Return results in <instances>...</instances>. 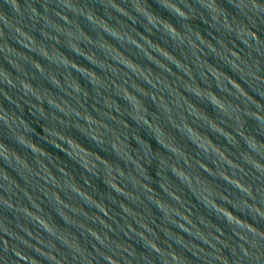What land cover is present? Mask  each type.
I'll return each mask as SVG.
<instances>
[{"label":"clouds","instance_id":"obj_1","mask_svg":"<svg viewBox=\"0 0 264 264\" xmlns=\"http://www.w3.org/2000/svg\"><path fill=\"white\" fill-rule=\"evenodd\" d=\"M8 3L16 15L10 16L3 9H0V53H3L9 64L15 68L16 74L0 65L2 66L0 67V95L20 106V101L11 96L9 91L2 86L6 84L10 88H19L25 96H33L41 102L46 100L52 109L51 112L43 108V103L32 105L35 113H38L47 121L42 126L45 139L58 147L64 145V147H60L61 150L73 159L78 160L89 172L99 174L97 170H102L105 182L114 191L123 194L128 201H131V204L126 203L127 206H125V203L120 201V215L124 220V225L116 222L117 227L114 228L109 221H115V217L109 211V208L107 207V211H105L96 202L99 201L104 204L103 200L95 198L94 201L85 196L77 187L76 182L78 181L72 174L62 164L57 163L51 153L33 141L30 135L31 126L23 116L14 110L5 108L0 103V124L10 130V135L17 144L30 149L33 154V158L29 159L26 154H21L0 139V160L8 166L6 168L3 164H0V206L14 210V214L17 216L15 223H13L6 216L0 215V264H41V261L36 259L35 256L28 254L27 250L29 249L44 257L49 264H98L100 260L104 261V264H152V254L158 256L161 264H192V261L184 255L182 250L178 251L173 246L172 241H175L181 249L190 250L193 255L203 261V264H264V227H260V223L264 222V140L247 131L245 127V117L253 118L257 123V129L264 134V103H260L264 102V0H232L234 12H230L223 7L220 0H160V4L164 9L184 21L193 19L198 14L202 20L211 23L218 31L226 32L230 37H235L231 41L232 47H229L227 43L218 38L219 53L215 47L205 44L198 29H194L187 23H184L182 28H177L169 20L152 12L147 0H131L133 10L146 21L145 28L147 31L151 32L153 28L162 31L173 42L174 48L180 49L182 57L164 47L174 54V56H169L153 44L145 41L148 48L157 54L156 56H160L167 64L174 65L178 72L183 73L185 80L179 79L167 67L151 59L139 44L129 39L128 33L131 30H125V27L119 22L117 25L110 24L103 17L96 15L81 0H47L42 4L43 12L37 9L29 0H8ZM107 3L121 15L128 16L133 21L136 20V17L132 16L128 9L121 7L117 0H107ZM52 4L56 6L50 7ZM205 12L211 18L210 20L204 15ZM25 15L33 21H40L42 25L40 31L50 42H63L73 53L84 56L101 72L84 65L78 67L77 65L81 64L62 52L56 47V44L49 43L46 45L43 40H37L21 25L19 18ZM76 16H85L96 27L98 31L95 38L80 26L75 19ZM5 29L8 31L6 32ZM12 33H15L12 38L17 43L44 57L49 62V67H45L36 59L34 61L27 54L21 55L22 51L9 43L8 37ZM103 33H107L113 39L119 41L122 47L126 48L127 44L135 45L140 52L161 69L160 72H167L176 77L175 80H172L173 86L169 87L167 81L161 80L159 76H154L151 72H149V76H152L151 80L143 74L137 73L130 64L125 63L120 58L118 53L107 46L105 41L110 43L111 41ZM135 36L143 40V36H140L139 32H136ZM61 37H63V41H61ZM193 40L199 47L192 43ZM236 40L244 45L239 51L237 50L239 46L236 45ZM185 46L188 51L184 50ZM115 47L133 60L121 48L116 45ZM205 48L223 60L233 72L239 75L240 79L237 80L223 71L236 83L225 78L223 82L226 87H221L220 80L207 67V64L210 63L205 58L207 55ZM93 49H100L102 55L97 54ZM245 50H247L246 54H242L245 53ZM176 57L184 63H178ZM201 57L204 59L201 60ZM204 61H207V64ZM28 63H31L41 75L46 76L64 95L53 94L50 90L33 85L31 80L27 78L30 73L26 71L25 65ZM185 65H191V69L185 67ZM72 70L79 72L86 78L97 97L102 95L101 89L111 88L116 95L126 99L130 106L126 111L138 123L146 125L158 143L172 153V156L169 157L159 153L156 154L160 162L158 170V175L161 177L160 187L167 195L168 200L180 206H183L184 203L172 195V191L178 189L174 188L171 181L168 180L167 171L170 169L180 181V184L187 187L205 208L213 211L218 217L226 221L231 228L230 237L225 238L223 228L212 223L210 219V223L206 222L199 215L196 223L204 230L202 233L199 230H193L191 224L185 228L177 223V221L183 220L178 212L167 209L158 203V199L162 200L164 198L160 197L158 192L152 191L153 188L148 182L151 177L141 162L142 159L150 160V146L140 136L137 139V135L134 133L133 138L137 141L138 148L132 149L128 143V134L118 127L122 125L126 130L129 127L128 124H122L119 120L113 119L111 115V113L121 111L120 105L117 102L113 103L115 100L111 95L103 96V108H96L93 104L97 113L95 116L89 113L85 107V101L90 96L89 89L72 75ZM197 75L207 87L201 86V83L197 80ZM133 77L147 82L154 91L147 93L142 91L132 83ZM153 80L155 83H153ZM213 81L216 87L220 89L221 94L218 95L212 90ZM241 81H243V84ZM245 84L248 85V88L244 87ZM121 85L128 88L130 86L138 97L150 96L156 102L161 115L153 116L151 112L146 110L144 116L148 119H140L138 116L133 115L134 112H138L140 109L131 101ZM175 87H182L192 96L207 101L214 106L218 115L214 117L204 109L206 116L198 114L192 106L202 108L192 100L191 103H188L178 93L174 94ZM197 88L200 90H197ZM248 89H251V92ZM207 90L214 92L217 97L225 98L224 101L219 102L203 94ZM151 92L166 96L167 101L157 102ZM223 93L228 95H223ZM252 93H256V95ZM257 96L260 99H257ZM95 99L96 97H93V100ZM128 109H131V111ZM106 118L115 121L117 126H106ZM162 119L166 120L184 137L195 144L200 150L199 156L203 155L205 160L211 159L213 164L216 165L212 169L218 170L219 168L216 161L212 159L213 156H216L221 163L227 164L233 179H229L219 171L210 170L196 161L190 163L189 159L182 153L177 152L161 140L160 136L165 133L160 128H154L149 120H158L162 124ZM173 119L175 123H173ZM229 122L231 123L229 124ZM197 123L207 126L215 134L224 136L230 144L236 145L238 148L242 139L244 148L239 153V160L243 163L232 164L225 161L215 150L209 152V149L199 144L191 134V128L201 132L200 128L195 126ZM225 124H229L232 135H228L214 126ZM69 125L79 128L101 145L110 143L117 156L130 162L134 167V171L125 173L118 165H113L109 169L104 160H97L96 156L90 157V159L96 160V165H86L78 154L66 150L72 149L70 138L74 139L72 136L65 134L64 128ZM188 125L191 127H186ZM223 128L225 127L223 126ZM121 148L123 151H121ZM229 155L235 154L229 153ZM98 161L99 163H97ZM173 165L182 166L186 169L191 176V180L188 176L179 175ZM194 165L195 168L202 169L209 176L222 178L235 191L216 190L197 177ZM8 168H11L20 176L24 180V184H21L16 176L8 171ZM53 168L56 169L55 172ZM110 175L127 191H121L120 188L113 187L106 178ZM162 180L169 187H165V184L161 183ZM85 182L88 183L87 180ZM128 184H131L132 190H129ZM146 185L150 187H146ZM83 189L85 190L84 187ZM58 190L64 191L70 199L61 197ZM37 191L42 192L48 198V201L53 203L56 212L63 218L66 225L75 226L86 234L84 242L69 228H62L57 225L50 215L45 213L39 202L41 197L36 195ZM92 196L94 195L92 194ZM78 201H83V204L92 206L98 211L91 213ZM146 201L155 204L163 213L164 220L169 224L176 225L183 232H187L190 236L208 245V247L205 248L203 244L192 243V240H186L183 235H177V232L174 231L170 232L169 228L164 225H159L164 237L157 236V232L154 233L151 228L147 227V224H150L151 217L145 216L144 213L137 210L140 205L146 206ZM213 201L225 206L228 212H221ZM132 204L137 205V207H132ZM227 205H231V207ZM233 209L237 211H233ZM237 212L244 215H238ZM100 213L103 215H100ZM248 215H251L256 223L246 219L245 217ZM38 217H43L48 223L42 222ZM81 217L84 219H81ZM104 217H108V220H105ZM129 218L134 220L139 228L132 227ZM85 220H90L91 224L85 223ZM141 220H145L147 224L141 223ZM152 223H155V221L153 220ZM185 223L188 222L185 221ZM32 225L36 226L35 230ZM49 225H52V227H49ZM95 225L101 227L97 228ZM201 225H203V228ZM39 229H43L48 234L47 238L43 236ZM117 229L124 232L125 236L134 235L142 241L143 247L148 250L147 254L137 252L132 244L109 235L110 232L114 233ZM137 229L142 230L147 235H141V231ZM87 236H90L95 243L87 240ZM33 241H36V243H33ZM56 241H59L67 251H63ZM88 244H91V248L88 247ZM163 245H167V247ZM224 248L229 249V254L224 252Z\"/></svg>","mask_w":264,"mask_h":264},{"label":"water","instance_id":"obj_2","mask_svg":"<svg viewBox=\"0 0 264 264\" xmlns=\"http://www.w3.org/2000/svg\"><path fill=\"white\" fill-rule=\"evenodd\" d=\"M30 3H33L37 9H39L41 12H43L42 4L47 2V0H29ZM82 3L87 4L96 15L103 17L106 21H108L112 25H117L118 22L125 27V30H131L128 33V38L133 40L135 43L139 44L141 48H143L146 52V54L156 61L157 63L164 65L169 69L170 72H172L175 76L179 77L181 80H185L186 78L183 76V73L178 72V69L175 68V66L167 64L163 59L160 58V56H156V53H153L149 48L148 44L145 43L147 41L148 43L153 44L155 47H157L161 52L165 53L169 56H174L172 52L173 51L177 56L182 57V53L179 48H174L173 42L167 38L162 31H159L155 28L152 29L151 32H148L145 28L146 21L143 17H141L138 13H136L132 6H131V0H117V3L121 4V7H124L128 9L132 16L136 17V20L133 21L128 16L121 15L119 12H116L115 9L111 8L107 0H81ZM223 7H225L228 11L234 12L235 9L232 4V0H220ZM148 5L150 6V10L157 15L162 16L163 18L169 20L172 24L176 25L177 28H182L184 23H187L191 25L194 29H198L201 33V39L204 40L205 44L210 47H215L217 49V52L219 53V45L217 44V39H222L225 43L228 44L229 47H232L231 41L235 39V37H230L228 33L218 31L216 27H214L211 23L205 22L200 18V16L197 14L195 18L189 19L187 21L182 20L181 18H178L168 12V10L164 9L161 4L160 0H147ZM56 5L52 4L50 7H55ZM0 9H3L5 13H7L10 16H15L16 14L11 9V6L8 3V0H0ZM71 15V13H69ZM206 17H208L207 12L204 13ZM21 25L25 28V30L29 31L37 40H43L44 43L47 45L49 43L56 44V47L59 48L62 52L67 54L69 57H72L76 60L78 64V67H83L82 65L94 68L95 71L101 72V70L96 67L95 65L91 64L84 56L82 55H76L72 52L71 49L65 46L63 42L56 43L55 41H49L47 37L43 36L40 29L42 27L40 21H33L31 20L27 15L20 17ZM75 19L80 24V26L92 37L97 36V29L96 27L85 17V16H76ZM210 20L211 18L208 17ZM62 23V21H61ZM7 32L8 30L5 29ZM51 31V29H49ZM117 31H119L117 29ZM133 32V33H132ZM136 32H139L140 36H143V40H140L135 36ZM15 33H12L9 37V43L12 44L14 47L20 49L21 55H28L32 57V59L35 61L38 60L41 64H43L45 67H49V62L42 56H40L38 53L34 51H30L27 48H24L22 45L16 42L15 39L12 38ZM103 35L111 41L114 45H112L110 42L105 41L107 46L111 47L115 53H118L120 58L124 60L125 63L130 64L133 69L136 70L137 73L143 74L148 79H152V76H149V72H151L154 76H159L161 80L167 81L169 87L173 86V81L176 77L172 76L171 74L167 72H160L161 69L158 68V66L153 63L151 60H149L142 52H140L139 49L135 47V45L127 44L126 48L122 47L119 41L113 39L111 36H109L107 33H103ZM61 41H63V37H61ZM161 45H160V44ZM193 44L196 45V47H199L198 44H196L195 40L192 41ZM199 43V42H197ZM115 45L118 48H121L122 51H125L127 55L131 56V58L125 56L124 53L120 52L119 49L115 47ZM236 45L239 47L237 50L239 51L240 48H243L244 45L241 44L239 40H236ZM91 47V46H90ZM168 49H166V48ZM203 47V45H202ZM97 52V54L102 55L100 49H93ZM185 51H188L187 47L185 46ZM242 53V54H246ZM24 52V53H23ZM205 52H207L206 59L210 64H207V61H204L207 64V67L217 76V78L220 80V86L226 87L224 84V79L227 78L229 80H232L231 77L227 75V73L230 76H233L235 79L239 80L240 77L237 73L233 72L232 69L219 57L215 56L212 52L208 51L207 48H205ZM89 54L91 55V52L89 50ZM178 63L183 64L184 62L179 60L178 57H176ZM204 58L201 57V60ZM213 64V65H211ZM0 65H2L4 68L11 71L13 74H16L15 68L12 67L11 64H9L8 60L5 58L3 53H0ZM219 69H217L215 66ZM0 66V67H2ZM53 68L55 66H52ZM115 67V66H114ZM123 67V66H121ZM185 67L191 69V65H185ZM26 71L30 73V75L27 77L31 80L32 84L35 86H39L43 89L50 90L53 94H59L64 95L63 92L56 86H54L46 76L41 75L39 71H37L31 63H28L25 65ZM221 69V70H220ZM87 70V69H86ZM227 73H224V72ZM72 75L79 79L80 83L87 87L90 92V96L87 101H85V107L87 108L88 112L91 113L93 116H95L96 110L93 107V104H95L96 108H103V96L105 95H111L112 98L115 100L113 103H118L120 105L121 111L120 112H114L111 113L113 119L119 120L122 124H128V128L125 130L122 125H119L118 127L121 129V131H126V134H128V143L131 145L132 149H137L138 144L137 141L133 138V134L137 135V139L140 137L143 138L144 141L148 143V145L151 148L150 153V160L149 159H142L141 162L143 163L145 169L147 170L148 175L151 177V179L148 181L152 186V191H156L159 193V196L164 199H158V203H160L163 207L167 209L174 210L175 212H178L181 217H183V220L177 221V223L181 224L183 227L187 228L189 227V224L193 226V230H199L201 233L204 231L200 228V225L196 223L197 216L199 215L201 219H204L206 222H211L214 224L219 225L221 228L224 229L225 232V238H228L231 236V228L226 223V221L223 218L218 217L213 211L205 208L202 203L196 198L195 195L184 185L180 184V181L177 179V177L171 172L169 169L167 171L168 180L171 181V185L178 189L176 191H172V195L176 196V198L180 201H183V206L174 204L172 201L168 200L167 195L163 192V190L160 187V179L161 177L158 175L159 170V159L157 158V153L160 155H163L165 157L172 156V153H170L166 148H164L163 145L158 143L157 139L153 135V133L148 129L146 125L143 123H138L135 119L132 118V116L126 111V109L129 106L128 101L124 99L122 96L116 95V93L111 89H101V96L97 97V94L93 91L91 84L86 80L84 76H82L79 72H76L75 70H72ZM131 75V74H129ZM210 75V74H209ZM198 82L201 83L202 87H207L206 84L202 80H200L199 75H197ZM233 83H236L234 80H232ZM132 83L135 84L136 87L140 88L144 92H150L154 91L151 89V86L143 81L142 79L137 80L135 77L132 79ZM153 83L155 81L153 80ZM243 84V81H241ZM6 90L9 91V94L13 96L15 99H18L20 101V106H18L15 103L10 102L9 100L5 99L2 95H0V103L3 104L5 108H8L10 110H14L15 112L19 113L23 116V118L30 124L32 131L30 132L31 138L33 141H35L37 144H39L41 147H43L47 152L51 153L52 156L56 159V162L59 164H62L63 167H65L72 176L76 179V181L79 182L80 185L76 182L77 187L79 190L85 195L88 196L89 199H92L95 201V198L98 200H103L104 204L96 201L100 204L102 208H104L105 211H107V207L109 208V211L112 213V215L115 217V221H109L113 224V227L116 228L117 224L116 222H119L120 225H124V220L122 219L120 213V201L122 203H125V206H127L126 203H130L131 201H128L127 198L121 194L114 191L108 183L105 182L104 173L102 170L98 169L99 174H93L92 172H89L87 169H85L82 164L76 160L70 157L65 151H62L60 147H64V145H60L58 147L56 144L51 143L48 139H45V132L44 128L42 127L47 123V121L44 120L43 117H41L38 113H35V110L33 109V104L43 103V108L46 111L51 112L52 109L48 105L47 101H38L33 96H25L23 91L19 88H10L8 85H2ZM212 90L215 91L218 95L220 93V89L216 87L215 82L212 83ZM124 92L130 97L131 101L136 105L137 108L140 109L138 112H134L133 115L138 116L140 119H148V117L144 116V111L151 112L153 116H159L161 115L160 109L158 108L155 101L150 96H143L138 97L134 90L129 86H123ZM245 88H248V85H244ZM197 90H200L197 88ZM251 92V89H248ZM184 92V93H183ZM178 93L181 97L184 98L185 101L188 103H191V100L198 104L199 107L193 105V110L196 111L200 115H205L204 112L207 111L212 116H217V112L213 105L208 103L207 101L200 100L196 98L195 96H192L190 93L186 92L182 87H175L174 88V94ZM188 96V97H186ZM203 94L211 97L214 100H218L219 102H223L225 98L223 97H217V95L212 92L211 90H207L203 92ZM253 95H256V93H252ZM139 95V94H138ZM151 95L156 98L157 102L159 101H167L166 96H162L160 93L157 92H151ZM223 95H228L227 93H223ZM93 97H96L95 100H93ZM230 99H233L232 97H229ZM70 99V98H69ZM257 99H260L259 96H257ZM259 102V101H258ZM264 103V102H260ZM22 106V107H21ZM204 109V110H203ZM131 111V109H128ZM35 113V114H34ZM59 114V113H58ZM91 118V116H89ZM214 120L215 118H209ZM227 119V117H225ZM245 127L246 130L251 132L252 134L258 136L259 139L264 140V134H262L257 129V123L253 118L245 117ZM150 123H152L154 128H160L164 135L160 136V139L163 140L166 144H168L170 147L174 148L177 152L182 153L185 157L189 159V162L196 161L197 163L203 165L204 167L209 168L213 171H219V173L227 176L229 179H233L231 176L227 164L221 163V161L216 157L213 156L212 159L216 161V163L219 165L218 170L212 169L215 168L216 165L213 164L211 159H206L203 157V155L199 156V149L195 144H193L190 140H188L186 137H184L175 127H173L171 124H169L166 120H161V123H159L158 120L153 121L149 120ZM83 123V121H81ZM106 126H117L115 121L112 119L106 118ZM173 123H175V120L173 119ZM231 122H229L230 124ZM109 124V125H107ZM229 124L223 125L225 128H223L222 125H214L215 127H218L221 129V131H224L228 135H232L231 128ZM59 126V125H58ZM165 126V127H164ZM195 126L199 127L201 132L198 131L195 128H191V134L194 139L197 140L199 144H202L204 147L209 149V152H212L215 150V152L223 158L225 161H229L232 164H238L243 163V161L239 160V153L241 149L244 148V141L240 140V147L238 148L236 145L230 144L226 138L222 135L213 133L207 126L197 123ZM186 127H191L190 125ZM65 134L72 136L74 139L70 138V143L72 144V149H66L68 151H72L74 154H78L82 161L86 165H96V160L90 159L91 156H96L97 160H104V163L108 165L109 169L113 167V165H118L120 168H122L125 173L129 171H134V167L130 162H127L123 159H121L115 151L113 150L110 143H104L103 145L97 143L95 140H93L90 136H88L85 132L81 131L79 128L75 127L74 125H69L68 127L64 128ZM204 132V133H203ZM140 136V137H139ZM211 137V138H210ZM0 139L4 140L7 144L15 148L18 152L21 154H26L29 159L33 158V154L30 149L24 147L23 145L17 144L10 135V130L7 129L3 124H0ZM121 151L123 149L121 148ZM234 153L235 155H229ZM135 155V153H133ZM202 159V160H201ZM205 160V161H204ZM99 163V161L97 162ZM0 164H3L4 167H8L7 164H4L2 160H0ZM242 166V165H241ZM173 167L176 168L177 172L181 176H188L189 180H191V176L188 173L186 169H184L182 166L173 165ZM247 167V165H245ZM102 168V165H101ZM196 175L198 178L202 179L205 183L211 185L213 188H215L218 191L223 190H232L235 191V189L232 188L231 185L227 184L226 181H224L222 178L218 176H209L208 173L204 172L202 169L195 168ZM8 171L12 173V175L16 176L17 180L24 184V180L18 176L11 168H8ZM53 171L55 172L56 169L53 168ZM109 182L113 185V187L120 188L121 191H127V189L122 188L116 180L113 178V176H107L106 177ZM250 179V177H249ZM88 181L86 183L85 181ZM162 184H165V187H169L165 181H161ZM194 186V185H193ZM146 187H150L147 186ZM129 190H132L131 184H128ZM31 190V189H30ZM171 191V189H169ZM60 191V190H58ZM88 191V192H87ZM95 196H92V194ZM183 193V194H181ZM37 196L41 197V200L39 201L47 215H50L51 219L59 226L67 227L72 232L76 234L77 237L80 238L82 242L85 241L86 234L82 233L80 229H78L75 226L66 225L63 218L56 212L55 207L53 203L48 201V198L44 196L42 192L37 191ZM61 197L65 199H70L68 195L64 191H60ZM26 202V201H25ZM80 204H82L86 209H88L91 213H96L98 210L92 206H89L87 204H83V201H78ZM216 204V207L221 212H228V209L219 204L218 202H214ZM228 207H231V205H227ZM132 207L136 208L137 205L132 204ZM138 211L144 213L145 216H150L151 219L149 220L150 224H147L145 220H141V223L147 224V227L151 228L156 235H160L161 237H164V233L161 231L159 225H164L165 227L169 228V231L177 232V235H183V237L186 240H192V243L196 244H203L202 241L196 239L195 237L190 236L187 232H183L182 229L177 227L176 225L169 224L166 220L163 218V213L160 211L159 208L155 206V204H152L151 202L146 201L145 205H140V207L137 209ZM233 211H237L236 209H233ZM238 215L243 216L244 214L241 212H237ZM0 215L6 216L8 220L15 223L17 216L14 214V210L7 209L2 206H0ZM67 215V213H65ZM100 215H103L100 213ZM42 220L44 223H48V221L44 220L43 217H38ZM252 223H256L255 220L252 219L251 215H248L245 217ZM81 219H84L81 217ZM105 220H108V217H104ZM211 221H210V220ZM155 221V223H152V221ZM187 221L188 223H185ZM23 222V221H22ZM129 222L132 223V227L139 228V225L136 224L134 220L129 218ZM198 222V221H197ZM85 223L91 224L90 220H85ZM32 227L36 228L35 225H32ZM49 227H52V225H49ZM95 227L99 228L100 225H95ZM203 228V225H201ZM260 227H264V222L260 223ZM171 228V229H170ZM138 231H141V235H147L142 230L137 229ZM39 231L43 234L45 238H47L48 234L43 231V229H39ZM110 236H114L122 241H126L130 244H132L137 252H142L147 254V249L143 247L142 241H140L138 238H136L134 235L131 236H125L124 232H121L117 229L116 232L109 233ZM87 240L92 241V238L90 236H87ZM33 243H36V241H33ZM57 245L63 250L67 251V249L64 248L63 245L60 244L59 241H56ZM92 243H95V241H92ZM172 244L174 247L177 248L178 251L182 250L184 255L189 257V259L192 261V264H203V261L200 260L197 256L193 255V253L188 249H181L179 245L176 244L175 241H172ZM164 247H167V245H163ZM88 247L91 248V244H88ZM203 247L207 248L208 245L203 244ZM29 255L35 256L36 259L41 261V264H49V262L42 256H39L35 251H32L31 249L27 250ZM224 252L226 254H229V249L224 248ZM153 261L152 264H161V261L159 260L158 256L155 254H152ZM98 264H104V261L100 260L98 261Z\"/></svg>","mask_w":264,"mask_h":264}]
</instances>
